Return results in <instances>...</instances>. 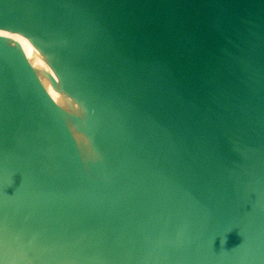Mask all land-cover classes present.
<instances>
[{"label":"water","instance_id":"water-1","mask_svg":"<svg viewBox=\"0 0 264 264\" xmlns=\"http://www.w3.org/2000/svg\"><path fill=\"white\" fill-rule=\"evenodd\" d=\"M0 264H264V0H0Z\"/></svg>","mask_w":264,"mask_h":264}]
</instances>
